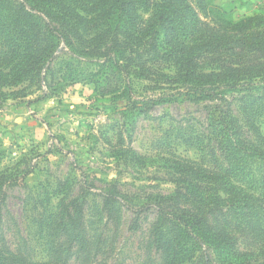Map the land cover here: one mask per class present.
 Instances as JSON below:
<instances>
[{
  "label": "rangeland",
  "instance_id": "374dc122",
  "mask_svg": "<svg viewBox=\"0 0 264 264\" xmlns=\"http://www.w3.org/2000/svg\"><path fill=\"white\" fill-rule=\"evenodd\" d=\"M33 1L49 7L56 6L58 0ZM60 1L86 21L77 24V40L60 44L53 68L71 62L78 72L90 77L103 61L83 52L87 40L107 24L103 11L110 0ZM135 1L131 20H149L154 7L148 0ZM188 1L197 16L211 25L264 18V0ZM147 65L155 76L132 77L136 106L129 109L123 88L102 94L89 81L70 84L63 92L40 101L36 100L44 96L45 88H31L26 97L9 99L0 106V176L13 179L3 186L7 194L2 199L1 228L10 251L24 256L28 263L49 262L48 225L59 201L78 195L84 178L81 169L91 185L86 227L92 241L99 242L105 264L161 262L151 244L157 219L151 199L174 195L177 189L183 194L181 208L204 207L200 200L188 202L191 193L201 199L217 195L229 201L216 213L222 211L220 220L234 246L227 249L209 243L210 264H264V203L260 202H264V165L257 157L258 150L264 151V84L255 81L247 88L249 92H242V73L205 84L203 78L184 81L162 61L150 58ZM201 71L208 73L210 67ZM225 84L240 87L217 90L220 97L214 100L192 97L199 88ZM176 91L183 95L174 103L151 110L140 103ZM220 110L232 117L235 128L230 125L231 130L225 131L216 127ZM234 131L241 137L239 149L229 141ZM228 145L238 154H232ZM247 149L251 151L246 154ZM28 172L32 174L24 178ZM187 182L194 186L187 189ZM116 183L122 198L116 204V218L107 222L99 194ZM144 205L149 209L134 221L131 208ZM249 226L251 229L242 231ZM188 250L191 260L185 264L204 263L199 247L190 244Z\"/></svg>",
  "mask_w": 264,
  "mask_h": 264
},
{
  "label": "trees",
  "instance_id": "16d2710c",
  "mask_svg": "<svg viewBox=\"0 0 264 264\" xmlns=\"http://www.w3.org/2000/svg\"><path fill=\"white\" fill-rule=\"evenodd\" d=\"M148 1L154 11L150 19L143 22L131 20L135 0L108 2L107 9L103 11L107 24L96 37L87 40L89 44L83 52L99 57L103 63L90 73V77H86L71 62L53 68L60 44L66 46L77 40V24L86 21L75 9L60 0L56 6L49 7L40 5V1L0 0V106L9 99L26 97L31 88H45L44 96L36 100L40 101L63 92L70 84L83 81L94 84L102 94L123 88L126 108L136 106L131 79L135 75L144 79L155 76L151 66L147 65L150 58L174 68L184 81L203 78L207 79L205 84H212L231 73H242V92H249L247 88L253 87L255 81L264 84V18H248L239 24L222 22L218 25L219 22H216L211 25L197 16L188 0ZM128 20H131L130 23ZM208 67V73L199 72ZM239 87L208 85L197 89L192 97L199 96L195 100L202 97L214 100L220 97L217 90H236ZM182 95L176 91L140 103L151 110L159 104L174 103ZM215 124L225 131L231 130L230 125L236 127L232 117L223 110H220ZM229 141L239 149L242 142L239 131H234ZM228 149L232 150V154H238L229 145ZM249 151L244 152L247 154ZM262 152L258 150L257 157L264 165ZM133 154L135 158L136 153ZM79 171L84 178L79 182L78 195L61 199L48 225L49 262L46 264H105L100 257L99 242L92 241L86 227L85 206L91 185L82 170ZM31 174L26 173L24 178ZM12 180L6 175L0 176V264H32L24 256L10 251L2 233V199L7 194L3 186ZM192 186V182H187V189ZM262 187L264 190V181ZM182 195L177 189L174 195H159L151 199L157 211L156 223L151 230V244L160 256L159 264L190 262V244L200 248L203 264H210L207 255L209 243L224 245L227 249L234 246L231 235L220 220L222 211L220 215L216 213L223 210L220 209L222 203L229 201L217 195L201 199L197 193H191L188 202L191 204L200 200L204 207L181 208L179 202ZM99 196L107 222L114 221L116 204L122 198L120 184L102 190ZM148 209L146 205L139 209L131 208L136 215L134 221ZM248 229L251 227L242 231Z\"/></svg>",
  "mask_w": 264,
  "mask_h": 264
}]
</instances>
